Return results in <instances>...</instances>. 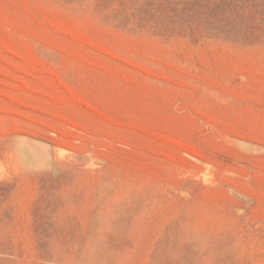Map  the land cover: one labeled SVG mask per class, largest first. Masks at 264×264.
Instances as JSON below:
<instances>
[{"label":"rangeland","instance_id":"1","mask_svg":"<svg viewBox=\"0 0 264 264\" xmlns=\"http://www.w3.org/2000/svg\"><path fill=\"white\" fill-rule=\"evenodd\" d=\"M89 237L264 264V0H0V264Z\"/></svg>","mask_w":264,"mask_h":264},{"label":"bare ground","instance_id":"2","mask_svg":"<svg viewBox=\"0 0 264 264\" xmlns=\"http://www.w3.org/2000/svg\"><path fill=\"white\" fill-rule=\"evenodd\" d=\"M105 219V218H104ZM103 219V220H104ZM102 220V219H101ZM101 221L102 223L104 222V227H106V222L108 221L107 220V218H106V220L107 221ZM100 222V221H99ZM101 223V224H102ZM102 225V226H103ZM108 225V224H107ZM101 232V231H100ZM103 232V231H102ZM99 240V241H98ZM98 240H96V238H90L89 237V239L86 241L87 242V244H86V247H85V244L83 245L84 247H85V249L83 250V252H81L82 254H80V258H79V256H78V261L75 259V258H73V257H70V259L71 260H69V257H68V259L66 258V261L68 262V260H69V263H70V261H71V264H107L106 262H108V260H106V257L104 256V255H102L101 253H106L105 251H104V248L103 249H101V250H103V252L100 250V246L99 245H101L102 247H103V243L101 242V241H103V240H101V237L100 238H98ZM101 243V244H100ZM106 244V243H105ZM107 245V244H106ZM105 245V246H106ZM104 246V247H105ZM111 252V251H110ZM107 255V254H106ZM65 260V259H64Z\"/></svg>","mask_w":264,"mask_h":264}]
</instances>
